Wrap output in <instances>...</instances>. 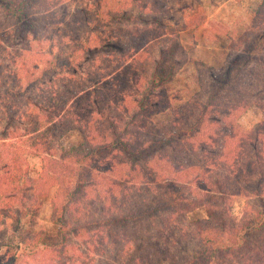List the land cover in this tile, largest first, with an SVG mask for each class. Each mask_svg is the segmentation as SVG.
Masks as SVG:
<instances>
[{
    "label": "trees",
    "instance_id": "16d2710c",
    "mask_svg": "<svg viewBox=\"0 0 264 264\" xmlns=\"http://www.w3.org/2000/svg\"><path fill=\"white\" fill-rule=\"evenodd\" d=\"M174 2L0 0V264H264V117L242 130L230 98L264 114V0L178 105ZM51 188L54 233L31 230Z\"/></svg>",
    "mask_w": 264,
    "mask_h": 264
},
{
    "label": "rangeland",
    "instance_id": "374dc122",
    "mask_svg": "<svg viewBox=\"0 0 264 264\" xmlns=\"http://www.w3.org/2000/svg\"><path fill=\"white\" fill-rule=\"evenodd\" d=\"M259 1L175 0L170 23L179 32L185 56L181 58V67L166 86L167 94L174 103H177L176 105L194 93L198 94L200 86H207L209 79L203 74L204 70L208 66H217L225 61L234 44L228 42V34L240 29ZM238 71L242 70H235ZM246 92L242 94L232 92L230 96L236 105L240 104V109L245 107L237 120L242 130L251 129L264 117L262 109L256 104L262 100V93L258 92V96H252ZM81 141L82 134L75 129L64 134L59 140V145L66 151ZM27 164L30 174L38 178L41 173V157L30 155L27 157ZM52 195L51 188L42 196V207L35 224L29 227L31 230L45 229L49 233H54L56 227L50 220ZM243 204V199L235 200L234 215H241ZM205 216L204 209L199 208L187 213L183 223L190 226L194 220Z\"/></svg>",
    "mask_w": 264,
    "mask_h": 264
}]
</instances>
